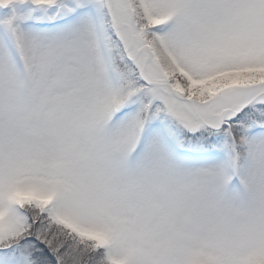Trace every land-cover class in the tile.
Here are the masks:
<instances>
[{
	"label": "snow or ice",
	"instance_id": "1",
	"mask_svg": "<svg viewBox=\"0 0 264 264\" xmlns=\"http://www.w3.org/2000/svg\"><path fill=\"white\" fill-rule=\"evenodd\" d=\"M0 264H264V0H0Z\"/></svg>",
	"mask_w": 264,
	"mask_h": 264
}]
</instances>
